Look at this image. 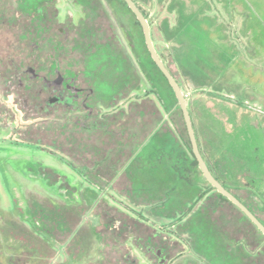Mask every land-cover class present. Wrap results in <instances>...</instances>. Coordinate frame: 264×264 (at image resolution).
Returning a JSON list of instances; mask_svg holds the SVG:
<instances>
[{
  "label": "rangeland",
  "instance_id": "obj_1",
  "mask_svg": "<svg viewBox=\"0 0 264 264\" xmlns=\"http://www.w3.org/2000/svg\"><path fill=\"white\" fill-rule=\"evenodd\" d=\"M102 1L110 19L104 25L116 38V53L130 59L135 86L143 85L117 108L147 95L168 119L156 95L149 93L150 85L140 74L125 30ZM146 3L155 48L188 100L205 156L224 172L227 165L239 169V186L255 181V199L264 219V0H144V7ZM14 6V0H0L3 54H15L19 43L12 40L18 27L8 24V19L15 20ZM58 8L61 23L69 17L77 23L83 17L82 8L71 0H58ZM129 18H125L128 28L133 25ZM13 86L0 78V264H97L99 260L102 264H158L132 246V240L113 243L104 226L103 240L98 214L103 205L117 209L122 219H138L151 233L156 229L169 246L170 259L164 264H210L193 249L188 234L178 229L203 199L186 214L163 216L152 205L132 202L121 182L117 186L91 175L86 178L78 165H71L70 158L54 148L23 141L18 130L41 121L25 118L15 102L12 90L17 86ZM174 134L180 141L177 131ZM230 177L229 172L228 182ZM238 191L246 195L245 190ZM231 211L237 217L238 212ZM159 237H155L157 247L164 245ZM22 245L21 259L15 247ZM263 246L264 241L259 250ZM259 257L263 263L264 257Z\"/></svg>",
  "mask_w": 264,
  "mask_h": 264
},
{
  "label": "trees",
  "instance_id": "obj_2",
  "mask_svg": "<svg viewBox=\"0 0 264 264\" xmlns=\"http://www.w3.org/2000/svg\"><path fill=\"white\" fill-rule=\"evenodd\" d=\"M71 1L83 11L77 23L71 17L61 23L58 0H14L15 20L8 19V24L18 27L12 40L19 43L13 55L0 51V78L14 83L13 88L17 86L12 94L25 118L41 121L19 129L21 139L54 148L70 158L71 165H78L86 178L91 175L117 186L121 182L123 192L132 202L152 205L163 216L175 218L186 214L203 199L193 215L178 227L180 234H188L197 254L210 264H263L258 260L259 255L264 257V249L259 250L264 234L204 179L176 93L154 62L142 26L126 1L105 0L125 30L140 74L150 85L149 93L156 95L168 119L147 95L129 101L127 107L117 108L143 85L135 86L130 59L126 61L122 53H116V38L104 25L110 19L103 1ZM134 2L149 20L147 3L145 8L144 0ZM126 16L133 20L130 28ZM151 36L155 43L152 32ZM157 52L179 83L161 51ZM192 123L212 174L264 224L255 199V181L239 186V169L227 165L224 172L207 158L193 118ZM242 189L246 195L239 194ZM103 208L98 213L103 240L105 232L116 244L118 240H133L144 248L155 245V237L160 235L156 229L151 233L148 225L138 219L127 216L125 220L117 209L105 205ZM233 209L238 212L237 217L232 216ZM159 242L164 244V257L169 260L167 242L162 236ZM173 246L179 247V243L174 242Z\"/></svg>",
  "mask_w": 264,
  "mask_h": 264
},
{
  "label": "water",
  "instance_id": "obj_3",
  "mask_svg": "<svg viewBox=\"0 0 264 264\" xmlns=\"http://www.w3.org/2000/svg\"><path fill=\"white\" fill-rule=\"evenodd\" d=\"M128 6L131 8L135 16L137 17L138 21L140 22L143 32L145 41L147 44V47L149 49V52L158 66V68L161 70V72L164 74V76L167 78L169 83L171 84L174 92L176 93V96L178 98V104L182 110L184 120L186 123L189 139L191 142V146L193 149V153L198 161V166L200 170L202 171L204 179L209 182L219 193H221L223 196H225L227 199H229L234 205H236L254 224L255 226L264 234V224L256 217L253 212L240 200L238 199L233 193H231L228 189H226L222 183H220L215 176L212 174L207 162L205 161L199 145L196 138V134L194 131L192 119L189 113L188 109V100L185 96V94L182 91L181 86L176 81L174 76L171 74L169 69L166 67L164 61L160 58L154 42L152 40L151 36V28L148 20L140 10V8L137 6V4L134 2V0H125Z\"/></svg>",
  "mask_w": 264,
  "mask_h": 264
},
{
  "label": "flooded vegetation",
  "instance_id": "obj_4",
  "mask_svg": "<svg viewBox=\"0 0 264 264\" xmlns=\"http://www.w3.org/2000/svg\"><path fill=\"white\" fill-rule=\"evenodd\" d=\"M129 241H131V240H129ZM127 243H129V242H126V244ZM132 246L137 247L138 249H141V251H143V254L146 255L145 257L148 260H154L158 264H164L165 261L167 262V259L164 257V253H163L164 248L163 247L159 248V247H156V245H154V246H149L147 248H144V247H141L140 243H137V242L135 243L133 240H132ZM15 250L19 251L18 256H21V259H22L23 258L22 256L25 255V253H23V250H24L23 245H22V247H20V246L15 247ZM123 260H125V259H123ZM125 261H127V260H125ZM90 264H92V263H90ZM97 264H102V261L99 260L97 262ZM127 264H129L128 261H127Z\"/></svg>",
  "mask_w": 264,
  "mask_h": 264
}]
</instances>
